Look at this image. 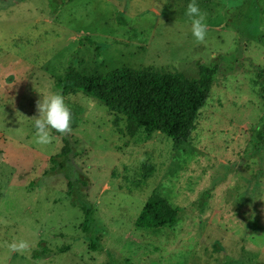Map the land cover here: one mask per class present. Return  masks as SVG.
<instances>
[{
    "label": "rangeland",
    "instance_id": "1",
    "mask_svg": "<svg viewBox=\"0 0 264 264\" xmlns=\"http://www.w3.org/2000/svg\"><path fill=\"white\" fill-rule=\"evenodd\" d=\"M190 2L0 0V264H264V99L254 85L264 0H196L203 43L185 15ZM88 38L104 44L101 55ZM220 54L223 77L184 143L129 136L122 114L79 92L65 98L77 114L71 133L53 129L50 144L35 143L36 102L70 66L193 75ZM64 139L71 154L54 170ZM153 191L181 209L173 227L135 225ZM18 239L30 249L9 254Z\"/></svg>",
    "mask_w": 264,
    "mask_h": 264
},
{
    "label": "trees",
    "instance_id": "2",
    "mask_svg": "<svg viewBox=\"0 0 264 264\" xmlns=\"http://www.w3.org/2000/svg\"><path fill=\"white\" fill-rule=\"evenodd\" d=\"M119 15L122 16L123 12H119ZM119 22L127 24L124 17L120 18ZM88 39L101 55L104 44ZM223 57L224 55L220 54L210 62L198 61V70L193 75L182 71L162 72L149 66H121L105 73H82L70 66L63 75L55 79L54 88L64 98L79 92L122 114L126 119V133L129 136H135L141 130L149 135L161 132L172 138L174 143L180 144L192 136L200 111L211 97L218 79L223 77L219 73V61H222ZM254 85L258 88L260 97L264 99L262 66L257 68ZM71 110L72 125L75 126L78 124L75 121L77 114L75 109ZM64 142L61 151L51 157L54 170L67 166L73 143L68 139H64ZM72 183L68 185L70 193L74 190ZM82 208L85 214L83 228L87 231L93 220L94 206L90 203ZM180 214L179 207L170 203L160 192L153 191L138 214L135 225L144 229L170 228L177 223ZM91 243L93 247H98L95 239H91ZM65 250L58 249L59 252Z\"/></svg>",
    "mask_w": 264,
    "mask_h": 264
},
{
    "label": "clouds",
    "instance_id": "3",
    "mask_svg": "<svg viewBox=\"0 0 264 264\" xmlns=\"http://www.w3.org/2000/svg\"><path fill=\"white\" fill-rule=\"evenodd\" d=\"M185 15L191 21V32L198 43H203L206 39L208 25L206 14L201 11L196 0H191L187 5ZM38 115L31 118L34 120L35 143L38 145L50 144L54 137L51 130H55L62 135L72 131V110L66 104L64 96L60 92L44 96L36 102ZM0 223L7 224L6 219L0 218ZM9 254H23L31 247L30 242L25 239L13 240L6 245Z\"/></svg>",
    "mask_w": 264,
    "mask_h": 264
}]
</instances>
